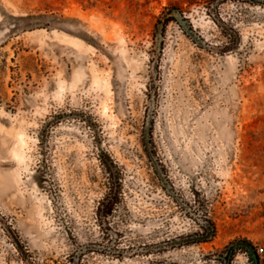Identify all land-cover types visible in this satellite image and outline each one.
I'll return each mask as SVG.
<instances>
[{
	"label": "rangeland",
	"instance_id": "rangeland-1",
	"mask_svg": "<svg viewBox=\"0 0 264 264\" xmlns=\"http://www.w3.org/2000/svg\"><path fill=\"white\" fill-rule=\"evenodd\" d=\"M241 244L264 264V0H0V264Z\"/></svg>",
	"mask_w": 264,
	"mask_h": 264
},
{
	"label": "trees",
	"instance_id": "trees-1",
	"mask_svg": "<svg viewBox=\"0 0 264 264\" xmlns=\"http://www.w3.org/2000/svg\"><path fill=\"white\" fill-rule=\"evenodd\" d=\"M173 20L174 19H172V17H169L167 20H165L164 23H168V22L173 21ZM162 26L164 27L163 24H162ZM100 163H101L100 165H101V168H102L103 175H104L105 180H106V186H107L108 189H110V187H109L110 182H113V184L115 186H114L112 191L114 192V195L117 197V194L118 195L120 194L119 191H118L119 190V182H120L118 168L116 167L114 162L112 160H110L109 157H107V155H106V160L105 161L100 160ZM103 204L106 205V207H107V209L109 211L113 210V208L116 206L115 205V199H104ZM205 230H206L207 234H209L208 232L212 233V228L206 227ZM241 246L246 250V253H247V247L250 250H252L253 254L255 255V257L257 259V264H258V256L259 255L256 254V250L252 249L247 244H244V245L241 244ZM249 259H250V257H249ZM250 263L253 264L251 259H250Z\"/></svg>",
	"mask_w": 264,
	"mask_h": 264
},
{
	"label": "water",
	"instance_id": "water-1",
	"mask_svg": "<svg viewBox=\"0 0 264 264\" xmlns=\"http://www.w3.org/2000/svg\"><path fill=\"white\" fill-rule=\"evenodd\" d=\"M171 16H172V18H174L175 20H180L181 19V16H180V14L179 13H177V12H173L172 14H171ZM162 25H158V27H157V36H156V38H158V37H160V32L162 31ZM150 154V153H149ZM235 247V246H234ZM231 251V250H230ZM247 253H248V255H249V257H250V259H251V261H252V263L253 264H257V259H256V257H255V255L253 254V252H252V250H250L248 247H247ZM229 254L230 253H228V255H227V257H226V262H225V264H227V258L229 257Z\"/></svg>",
	"mask_w": 264,
	"mask_h": 264
},
{
	"label": "bare ground",
	"instance_id": "bare-ground-1",
	"mask_svg": "<svg viewBox=\"0 0 264 264\" xmlns=\"http://www.w3.org/2000/svg\"><path fill=\"white\" fill-rule=\"evenodd\" d=\"M18 141H21V139L19 138V140ZM22 142V141H21ZM13 155H14V157H15V159L17 158H19V153H17L15 150H13ZM20 159V158H19Z\"/></svg>",
	"mask_w": 264,
	"mask_h": 264
},
{
	"label": "built area",
	"instance_id": "built-area-1",
	"mask_svg": "<svg viewBox=\"0 0 264 264\" xmlns=\"http://www.w3.org/2000/svg\"><path fill=\"white\" fill-rule=\"evenodd\" d=\"M263 252V249L262 248H258V249H256V254L257 255H259L260 253H262Z\"/></svg>",
	"mask_w": 264,
	"mask_h": 264
}]
</instances>
